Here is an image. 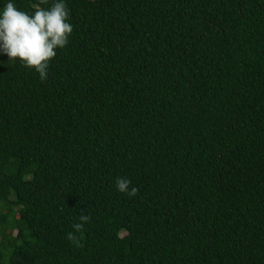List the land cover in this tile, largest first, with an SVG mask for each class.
<instances>
[{"label":"trees","instance_id":"1","mask_svg":"<svg viewBox=\"0 0 264 264\" xmlns=\"http://www.w3.org/2000/svg\"><path fill=\"white\" fill-rule=\"evenodd\" d=\"M66 3L47 80L0 55V264H264V0Z\"/></svg>","mask_w":264,"mask_h":264},{"label":"clouds","instance_id":"2","mask_svg":"<svg viewBox=\"0 0 264 264\" xmlns=\"http://www.w3.org/2000/svg\"><path fill=\"white\" fill-rule=\"evenodd\" d=\"M72 32L66 0H40L31 13L19 10L15 0L0 7V55L34 69L42 81L47 80L50 62L68 45ZM116 190L129 198L138 192L123 177L116 180ZM89 220L88 215H81L74 229L80 231Z\"/></svg>","mask_w":264,"mask_h":264}]
</instances>
